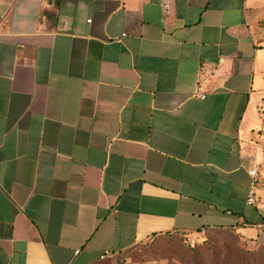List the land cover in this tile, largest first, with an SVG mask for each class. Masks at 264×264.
Wrapping results in <instances>:
<instances>
[{"label":"crops","instance_id":"1","mask_svg":"<svg viewBox=\"0 0 264 264\" xmlns=\"http://www.w3.org/2000/svg\"><path fill=\"white\" fill-rule=\"evenodd\" d=\"M263 21L264 0H0V264L264 244Z\"/></svg>","mask_w":264,"mask_h":264},{"label":"rangeland","instance_id":"2","mask_svg":"<svg viewBox=\"0 0 264 264\" xmlns=\"http://www.w3.org/2000/svg\"><path fill=\"white\" fill-rule=\"evenodd\" d=\"M259 114L258 130L257 134L264 153V98L260 105L257 106ZM262 174L264 184V162L262 163ZM177 234H171L169 236L159 237L147 246H143L131 253H128L125 257L117 261L118 264H194L196 261L205 260L210 254L204 246L206 240L209 241L211 247L217 248L224 243H228L230 236L222 235L219 233L203 232L198 235H187L186 240L190 242V245H194L190 250L182 242L181 236H175ZM207 241V242H208ZM250 250H255L256 246L247 245ZM197 247V248H196Z\"/></svg>","mask_w":264,"mask_h":264},{"label":"trees","instance_id":"3","mask_svg":"<svg viewBox=\"0 0 264 264\" xmlns=\"http://www.w3.org/2000/svg\"><path fill=\"white\" fill-rule=\"evenodd\" d=\"M262 28L264 29V21L262 22ZM205 232L219 233L224 236L228 234L230 240L228 243H224L217 248L211 247L209 241L206 240L204 246L210 254L204 261H196L194 264H264V244L247 240L231 229H209ZM175 236H181L180 238L187 248L195 250V248L192 249L194 245H190L184 234H177ZM249 244L256 246V249L250 250L247 246Z\"/></svg>","mask_w":264,"mask_h":264},{"label":"built area","instance_id":"4","mask_svg":"<svg viewBox=\"0 0 264 264\" xmlns=\"http://www.w3.org/2000/svg\"><path fill=\"white\" fill-rule=\"evenodd\" d=\"M248 174L251 177V182H250V188H249V193H248V197L246 200V204L253 205L255 203V195H256V190L258 187L259 177L255 170L250 171ZM111 256H112V253L109 251H106L102 255H100L99 259L105 260V259L110 258Z\"/></svg>","mask_w":264,"mask_h":264}]
</instances>
